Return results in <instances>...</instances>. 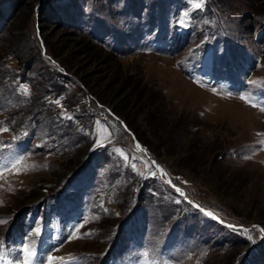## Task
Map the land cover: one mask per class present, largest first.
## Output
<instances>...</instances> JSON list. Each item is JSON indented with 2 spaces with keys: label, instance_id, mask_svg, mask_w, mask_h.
<instances>
[{
  "label": "rangeland",
  "instance_id": "1",
  "mask_svg": "<svg viewBox=\"0 0 264 264\" xmlns=\"http://www.w3.org/2000/svg\"><path fill=\"white\" fill-rule=\"evenodd\" d=\"M263 230L264 0H0V264H264Z\"/></svg>",
  "mask_w": 264,
  "mask_h": 264
},
{
  "label": "built area",
  "instance_id": "2",
  "mask_svg": "<svg viewBox=\"0 0 264 264\" xmlns=\"http://www.w3.org/2000/svg\"><path fill=\"white\" fill-rule=\"evenodd\" d=\"M169 182L172 186H175L177 187L179 190H184V194L188 197V193L185 191L184 187H182V185H180V181H179V178L177 176H170L169 177ZM189 198V197H188ZM197 206L199 207H204V208H208L207 206H203L201 203H196L194 202ZM241 224H244V225H247L248 223H243L241 222ZM248 226V225H247Z\"/></svg>",
  "mask_w": 264,
  "mask_h": 264
},
{
  "label": "bare ground",
  "instance_id": "3",
  "mask_svg": "<svg viewBox=\"0 0 264 264\" xmlns=\"http://www.w3.org/2000/svg\"><path fill=\"white\" fill-rule=\"evenodd\" d=\"M211 54H212V51L210 50V48L208 49V52L205 56V59H204V73L209 75V72H210V62H211ZM182 192V194H184V190H180Z\"/></svg>",
  "mask_w": 264,
  "mask_h": 264
},
{
  "label": "water",
  "instance_id": "4",
  "mask_svg": "<svg viewBox=\"0 0 264 264\" xmlns=\"http://www.w3.org/2000/svg\"><path fill=\"white\" fill-rule=\"evenodd\" d=\"M139 147H140L143 151H145L144 148H143L141 145H139ZM144 153H145L146 156H148V154H147L146 152H144ZM158 169H159V167H158ZM157 172H158V174H159L160 176H162L161 173H160V170H158ZM162 177H163V176H162ZM164 181L167 182L166 178H164ZM213 217L215 218V215H214ZM227 225L230 226V227L239 228V229H241L242 231H245V228H244V227H241V226H239V225H234V224H230V223H227Z\"/></svg>",
  "mask_w": 264,
  "mask_h": 264
},
{
  "label": "snow or ice",
  "instance_id": "5",
  "mask_svg": "<svg viewBox=\"0 0 264 264\" xmlns=\"http://www.w3.org/2000/svg\"><path fill=\"white\" fill-rule=\"evenodd\" d=\"M242 98H244V97H242ZM56 103L58 104L59 103V101H56ZM253 106H256L255 104H253ZM161 172H163V170L161 169ZM53 258L52 257H49V261H51ZM62 259V258H61Z\"/></svg>",
  "mask_w": 264,
  "mask_h": 264
},
{
  "label": "trees",
  "instance_id": "6",
  "mask_svg": "<svg viewBox=\"0 0 264 264\" xmlns=\"http://www.w3.org/2000/svg\"><path fill=\"white\" fill-rule=\"evenodd\" d=\"M242 235V234H241ZM244 237V236H243Z\"/></svg>",
  "mask_w": 264,
  "mask_h": 264
}]
</instances>
